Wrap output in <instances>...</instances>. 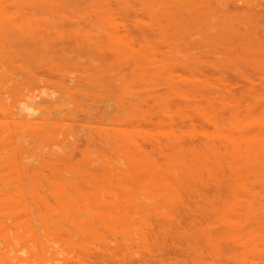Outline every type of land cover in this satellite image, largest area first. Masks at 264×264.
Segmentation results:
<instances>
[{
    "label": "bare ground",
    "instance_id": "bare-ground-1",
    "mask_svg": "<svg viewBox=\"0 0 264 264\" xmlns=\"http://www.w3.org/2000/svg\"><path fill=\"white\" fill-rule=\"evenodd\" d=\"M235 1L0 0V264H264V0Z\"/></svg>",
    "mask_w": 264,
    "mask_h": 264
},
{
    "label": "rangeland",
    "instance_id": "rangeland-1",
    "mask_svg": "<svg viewBox=\"0 0 264 264\" xmlns=\"http://www.w3.org/2000/svg\"><path fill=\"white\" fill-rule=\"evenodd\" d=\"M236 1H237V3H238L237 5H238L239 8H234L235 5H232V4L229 5V3H227V6L225 5V7H227V8L229 7L228 9L231 10V11L236 10V9H237L236 11L241 10L242 7H243L242 5H241V6L239 5V3H241V2H240L239 0H236ZM236 1H235V3H236ZM230 3L235 4L234 2H230ZM257 5L259 6V8H262V9L264 10V1L257 3ZM230 6H231V7L233 6V8H232L233 10L231 9ZM236 7H237V6H236ZM254 9L256 10V8H254ZM262 9H261V10H262ZM263 20H264V19H263ZM262 23H263L262 25H264V21H262ZM217 57H218V59H221L220 56H216V59H217ZM243 62H244V63H243ZM244 64H245V65L247 64V61H246V60H243V61H242V64H241V63L239 64V69L241 68L240 65H243V66H242V68L240 69L241 72H240V73H237V74H239V76H238V75H237V76H238L243 82L240 81L239 78H237L239 81H238L236 78L233 80V78L230 77V79H229V78H228V77H229L228 75H230V73H228V72L226 73V76H227V78H228L230 81L232 80L233 83H235L236 81L238 82V84H239L238 86H242V85H241L242 83L244 84V79H245V77H244L243 75L245 74L244 71H245V72L247 71L246 68L244 67ZM244 68H245V70H244ZM201 69L205 70V69H207V68H205V67H201ZM243 70H244V71H243ZM208 72H211V71H208ZM249 72H251V71L246 72V74H248ZM38 74H39V73H38ZM227 74H228V75H227ZM233 74H234V73H233ZM241 74H242V76H240ZM250 74H254V73H249L248 75L250 76ZM248 75H246V76H248ZM237 76H236V77H237ZM232 77H235V76L232 75ZM241 77H242L243 79H242ZM251 77H252V78H251ZM255 77H257V76H255ZM250 78H251L253 81H254V79H255L253 76H250ZM258 78H259V77H258ZM258 78H256V79L258 80ZM263 78H264V77H263ZM263 78L261 77L262 81H260V82H257L256 80H255V81H256L257 83H261V82L264 81ZM259 80H260V79H259ZM258 88H261V86H260V87L258 86ZM81 118H83V117L81 116ZM77 125H78V124H77ZM77 127L79 128V126H77ZM75 129H76V127H75ZM77 130H78V129H77ZM82 142H84V141H83V140L80 141V144H79L80 146L83 145ZM76 155H77V154H76ZM76 155H75V157H76ZM169 248H171V247H169ZM169 248L167 249V251L169 250ZM181 249H182V251H181ZM181 249H179V251H181V252H179V253H178L177 250L171 249V251H169V253H170L169 255H170L173 259H176L175 257H178V256H180V255H182V257L186 256V254H187V252H188V251H187L188 248L181 247ZM184 250H186V251H184ZM188 250H189V249H188ZM172 251H173V252H172ZM171 253L173 254V256H172ZM183 254H184V256H183ZM180 257H181V256H180ZM187 263H188V264H192L190 260H187ZM187 263H186V264H187ZM181 264H182V263H181ZM183 264H185V263L183 262Z\"/></svg>",
    "mask_w": 264,
    "mask_h": 264
}]
</instances>
